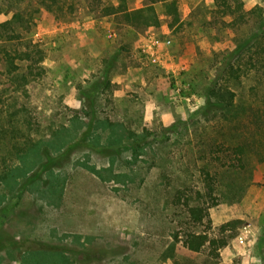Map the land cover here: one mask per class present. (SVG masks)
I'll return each instance as SVG.
<instances>
[{
    "label": "rangeland",
    "instance_id": "1",
    "mask_svg": "<svg viewBox=\"0 0 264 264\" xmlns=\"http://www.w3.org/2000/svg\"><path fill=\"white\" fill-rule=\"evenodd\" d=\"M126 1L129 10L148 5ZM235 1L245 10L264 6V0ZM178 3L180 23L172 26L157 4V25L132 27L103 16L92 0H68L34 13L22 29L13 42L20 66L13 75L0 51V117L17 130L16 137L0 138V171L21 168L0 184V264H52L56 253L68 260L64 264H264V162L258 156L264 137L249 111L256 79L231 82L240 84L233 85L239 110L206 114V90L248 30L216 14L215 0ZM149 36L170 42L161 48L159 65L140 50ZM27 50L31 61L23 60ZM30 64L41 75L16 91L24 82L13 77ZM99 121L122 124L143 138V153L135 156L133 139L117 153L106 148L110 131L100 127L101 140L89 143L85 135ZM51 140L67 144L57 154L50 149L52 172L25 184L38 158L33 151L22 159L15 152ZM240 143L247 145L245 169L213 161ZM204 169L217 182L213 199L204 195ZM191 206L211 207L202 224L191 221ZM231 221L240 223L221 234L229 243L218 258L174 241L189 232L220 237Z\"/></svg>",
    "mask_w": 264,
    "mask_h": 264
},
{
    "label": "trees",
    "instance_id": "2",
    "mask_svg": "<svg viewBox=\"0 0 264 264\" xmlns=\"http://www.w3.org/2000/svg\"><path fill=\"white\" fill-rule=\"evenodd\" d=\"M92 1L101 6L103 16L121 17L122 23L132 27L157 25L158 17L155 10V5L157 4L164 5L166 14L171 17L172 26L181 21V8L178 0H146L148 5L145 8L137 10H129L126 0ZM67 2L68 0H0V15H3L6 18L3 21L0 20V41H2L0 42L2 43L0 45V51L1 53H4V60L9 67V70L7 71L9 75H13V73L20 68V66L16 64V58L13 55V52L14 54H17L14 50L13 42L20 37L24 27L28 29V23L33 21L34 13H40L42 9L52 10L54 8H60ZM214 11L216 14L230 19V24L232 27L236 28V30L247 29L248 33L243 38L237 40L233 50L226 54L217 69L218 75L207 88L206 98L208 102V111L206 114L209 113V111H212L211 109L219 110L220 112H227L228 114L233 110H239L241 106L240 99L233 85L237 86L240 84H231V82L237 81L238 83H242L244 80L254 78L258 84H253L250 87V94L254 97V103L249 105V111L253 114L255 121L257 122L256 132L264 137V6L258 5L251 10H245L244 5L240 1L231 3V0H215ZM30 54L31 53H29L28 50L27 52H23V56L26 57V59L23 58V60L31 61ZM40 70L41 68H33L30 64L21 77H13L15 81L21 80L24 82V84H16V91H19L23 86H26V83L30 80L36 79L37 76H40ZM13 116H16V114H13ZM234 120H236V118H232V121ZM17 125L19 126L18 122ZM99 127L103 132L105 130L110 131L107 140L105 141L106 148L117 153L118 148L124 145L125 139H133L135 156L137 157L143 153V145L141 142L143 138L127 132L128 130L122 124H114L109 121L97 122V125L92 127L93 132L86 133L85 137L89 143L90 139L93 140V138L97 140L95 141V144L101 140V136L99 134L97 136L95 133V130ZM4 135L6 137L7 135L16 137L17 130L15 122L0 117V138ZM43 143L44 141H39L31 148H27L22 152L21 149H18V152H15V155H17V157L19 155L20 159H22L23 153L24 155H27L28 152L32 151L38 158V164L34 171H31L32 174L25 178V184L30 185L34 182L36 183L42 180V173L52 172L55 161L53 156L51 157L50 155V149L57 154L67 145L66 143L56 145L53 144L52 140ZM77 146L78 144L75 143L71 145L69 149H73ZM15 149L16 148L12 146V153ZM226 149L229 154L221 153L226 156L224 159L221 157L217 159L213 158V161L217 160V162L222 163L223 166L232 169H245L247 145L240 143L234 146H227ZM260 151L261 152L258 153L260 162H264V154H262V152L264 153V150ZM215 154L217 153L212 151V156ZM20 171V167L14 169L12 166L5 165L4 169L0 171V184L14 177V175ZM202 178L206 190L204 195L213 199L214 194L217 191L216 179L208 169L202 170ZM198 195L203 197L202 193H198ZM215 205L216 204L211 207ZM210 208L204 209L200 206L189 207L188 212L191 221L194 224H202L203 221L208 218ZM239 223V221H231L223 225L219 231L220 237H212L207 232H189L184 237V240H180L179 235L176 234L174 241L175 243H180V241H182L184 247L193 253H199L207 248L214 258H218L219 251L229 243V239L224 238L221 234L223 235V233L235 229ZM233 237L234 235L230 236V238ZM60 261L64 264L67 263L68 260L62 253L60 255L56 253L53 263Z\"/></svg>",
    "mask_w": 264,
    "mask_h": 264
},
{
    "label": "built area",
    "instance_id": "3",
    "mask_svg": "<svg viewBox=\"0 0 264 264\" xmlns=\"http://www.w3.org/2000/svg\"><path fill=\"white\" fill-rule=\"evenodd\" d=\"M170 45V42L161 43L158 39L154 38L153 36H149L143 44L140 46V50L143 55L149 60V62L153 65L161 64L162 59V46Z\"/></svg>",
    "mask_w": 264,
    "mask_h": 264
}]
</instances>
